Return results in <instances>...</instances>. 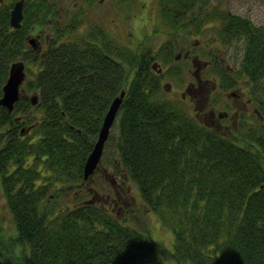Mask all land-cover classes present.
<instances>
[{"label": "trees", "instance_id": "1", "mask_svg": "<svg viewBox=\"0 0 264 264\" xmlns=\"http://www.w3.org/2000/svg\"><path fill=\"white\" fill-rule=\"evenodd\" d=\"M125 2L126 9L137 5ZM27 3L18 28L10 23L12 4L0 6V97L11 65L28 66L27 94L12 112L0 106V182L10 212L0 216V264H264V124L222 132L199 122L191 106L169 100L149 68L147 56L163 58L153 53L150 34L139 44L127 42L130 29L124 38L86 30L76 39L69 30L62 39L58 1ZM205 3L157 0L154 33L158 25L168 28L160 50L167 61L191 38L189 25L210 11ZM221 14V39L244 38L235 72L264 93V24ZM44 29L54 33L47 49L29 47L26 36ZM122 90L116 130L105 144H113L114 176L102 157L103 176L93 177L97 168L85 179L86 160ZM31 91L39 95L35 105ZM132 186L173 230L172 249L148 226L131 223L137 203L128 199H138Z\"/></svg>", "mask_w": 264, "mask_h": 264}, {"label": "flooded vegetation", "instance_id": "2", "mask_svg": "<svg viewBox=\"0 0 264 264\" xmlns=\"http://www.w3.org/2000/svg\"><path fill=\"white\" fill-rule=\"evenodd\" d=\"M17 1L18 0H0V6L12 4L10 7V18L12 8ZM57 1L59 9L58 22L56 21L57 25H55V29L63 35L62 39L67 37L66 34L69 30H71L70 35L75 34L76 39L79 34L84 31H102L103 33L105 32L106 35L111 30L109 21L113 20L114 23H116V16H118L119 20H122L125 18L127 12L125 0ZM107 4H110L111 8H108L106 6ZM29 5L31 4L27 3V0H24L23 6L26 10L23 7V11H27V6ZM118 24L121 25L123 23L120 22ZM125 34L126 31L124 28L123 38ZM32 35L36 38L40 51L47 49L51 37L47 29L35 31L27 35L26 42L29 47H31L30 38ZM242 40L244 42V38H242L241 41ZM214 41L216 43L220 42L221 44L216 47V51L218 52H214V54L204 60L200 58L199 54H192L194 43H192L191 38L183 40L182 46L177 43L174 55L175 60L181 59L185 61L182 63L184 66L183 73H178L175 79L173 75H170V73L174 74L173 68H170L169 64L164 65L163 62H160L156 58L153 59L151 55L147 56V58L149 57L151 60L150 66H148L152 69L155 75L159 76L160 83L165 91L164 94L169 100L173 101L175 104L178 103L188 107L192 106V104L194 105V108L191 110H193L192 112L199 122L209 127H214L222 132H230L236 129L239 130L240 127H245V130H251L255 125H263L264 93L260 91V93L255 94L251 80L248 77L239 75L238 72H235L236 69L234 67L228 65L227 68L229 71L227 76L231 75V80L230 82L226 80L227 82L224 83L223 73L225 72H222V67L226 62V59L220 53L223 51L222 47H226L230 43L228 41H223L220 36L216 37ZM234 42H237V40L234 39ZM209 43L210 41L205 42L203 50L206 51V45ZM196 44L197 43L195 42V45ZM105 45L107 46V44ZM185 50L186 53H184ZM152 51L154 54L157 53L154 48H152ZM202 53L206 52L202 51ZM188 63L195 67L194 69H190L195 80H189L185 89L180 90L179 88L183 86L182 82L183 79H185ZM25 64L27 65L26 62ZM172 70L173 72H169ZM209 70L213 73L212 77L207 76ZM188 73L190 74V72ZM168 79L172 81H169ZM179 84H182V86H179ZM23 92L24 95L27 94L25 89ZM196 97H198V100H196ZM201 99L205 102L208 100L209 105H200ZM196 103H199V105H196ZM33 127L34 124L32 127L29 126V131H31Z\"/></svg>", "mask_w": 264, "mask_h": 264}, {"label": "rangeland", "instance_id": "3", "mask_svg": "<svg viewBox=\"0 0 264 264\" xmlns=\"http://www.w3.org/2000/svg\"><path fill=\"white\" fill-rule=\"evenodd\" d=\"M132 2L137 3V5L133 4V7L127 9L125 18L119 20L118 16H116L117 17L116 23H114L113 20L109 21V26L111 30L113 32L118 31V33H123L124 28L126 32L129 29L132 30L129 33L131 34V36L129 38V41L127 40V42L130 43V41H132L133 44H139L140 42H143V38H145L144 37L145 34H150L152 36L150 37V42L153 43V48L155 49L156 52H160V55L163 56V58H159V61L163 62L164 65L169 64V67L173 68L174 74L170 73V75L171 76L173 75L175 79L178 73H183L184 66L182 65V63H184L185 60H181V59L175 60V56H173L172 61L171 60L167 61L166 59L167 57H164V55L160 51L162 49V46L164 45L165 40L168 38V35L165 34L168 28L162 25H158L159 26L158 29L160 30L157 33H154L155 27L158 24V16H159L157 0H132ZM106 6L108 8H111L110 4H107ZM199 6L200 5L198 4V7ZM202 9L203 10L210 9V11L208 13L205 11L203 12V14H201V20H202L201 23L190 24L188 27L189 29L188 33H191V41L192 43H194L192 54H199L200 58L203 60L209 58L210 55L214 54V52H218L216 51L217 50L216 47L218 45H221L220 42L216 43L214 39L216 37H219V29L217 28L216 23L218 20L217 18L222 15L221 14L222 12L227 10L232 13L248 17L256 24H264V0H206V3L202 5ZM149 14H152L151 18L148 16ZM147 21L149 22L147 23ZM120 22L123 24L117 26L116 24ZM126 39H128V37H126ZM206 41H210V43L206 45V51H205L203 49L205 47ZM195 42L197 43L196 45ZM159 47L160 49L158 50ZM222 49L223 51L220 54L224 56L226 59V62L223 64L222 69L224 71H229L227 65L237 69L238 65L240 64L241 57L243 56V40L242 41L239 40L226 47H222ZM202 51L206 53H202ZM184 53H186V50L184 51ZM27 67L28 66H26V71H27ZM194 68H195L194 65L191 66L188 63L186 67L185 79H183L182 82L183 86L182 84H179V86H182L181 88H179L180 90L185 89V86L187 85V82L189 80H195L194 75L190 71V69H194ZM173 70L169 72H173ZM210 70L207 72V76L212 77L213 73ZM188 72H190V74ZM168 80L172 81L170 79ZM31 94H33L32 91L30 92L29 95L31 96ZM196 100H198V97H196ZM196 105H199V103H196ZM200 105L208 106L209 102L208 100L205 102L203 99H201ZM193 108L194 105L192 104L191 109ZM33 111H34L32 114L34 116L33 118L38 119L39 109L34 108ZM115 130L116 127L113 126L111 129L112 132L111 136L113 135ZM113 156H114L113 144L112 143L107 144L103 155L102 167L107 168V170L110 172L111 178L114 176V171H113L114 168L112 161L114 160ZM98 170L99 172L94 174L93 177L100 179L103 176L102 168L100 167V169L98 168ZM90 180H92L91 183H93V178ZM107 181L109 180L107 179ZM107 185L108 184L106 183V186L104 188L108 187ZM132 195H136V198L138 199L137 200L135 199L131 200L130 198L128 199L129 202L135 201L137 203L134 206V210L131 211L130 213L131 223L138 227H143L144 225L148 226L149 228H151L150 230L152 232L153 237H155L156 240H160L158 242H161L162 240L168 249H172L174 245L173 230L167 227L166 225H164L160 221V218L157 214H155L152 211H149V209L144 205L141 197L139 196V192L137 191L136 186L133 187L132 189ZM62 200L68 201L65 200L64 197L62 198ZM0 216L4 218L5 216L7 217L10 216V212L8 210V205L1 182H0ZM5 222L7 221L5 220Z\"/></svg>", "mask_w": 264, "mask_h": 264}, {"label": "water", "instance_id": "4", "mask_svg": "<svg viewBox=\"0 0 264 264\" xmlns=\"http://www.w3.org/2000/svg\"><path fill=\"white\" fill-rule=\"evenodd\" d=\"M23 4L24 0H18L11 11L10 23L13 27L18 28L22 24L24 17L23 14ZM31 45L34 48L38 47L35 37L30 38ZM26 64L24 61H16L11 65L9 76L3 85V94L0 97V106H5L10 112L15 108V102H17L22 92L24 91L23 83L26 79ZM126 91L122 90L119 95H117L106 112L102 126L99 131V135L96 143L94 144L93 150L89 154L85 166H84V177L88 179L96 171L99 163L101 162L105 144L109 138L111 129L116 121L119 109L123 103ZM31 102L35 105L38 103L39 95L34 92L30 96ZM17 121L19 119L17 118ZM29 131V128L25 131L22 129V134Z\"/></svg>", "mask_w": 264, "mask_h": 264}, {"label": "bare ground", "instance_id": "5", "mask_svg": "<svg viewBox=\"0 0 264 264\" xmlns=\"http://www.w3.org/2000/svg\"><path fill=\"white\" fill-rule=\"evenodd\" d=\"M117 117H118V115H117Z\"/></svg>", "mask_w": 264, "mask_h": 264}]
</instances>
